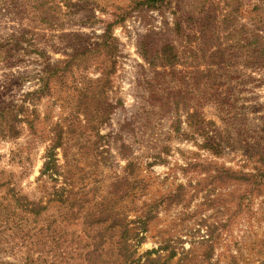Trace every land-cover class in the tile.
Returning <instances> with one entry per match:
<instances>
[{
  "label": "rangeland",
  "instance_id": "374dc122",
  "mask_svg": "<svg viewBox=\"0 0 264 264\" xmlns=\"http://www.w3.org/2000/svg\"><path fill=\"white\" fill-rule=\"evenodd\" d=\"M255 13L264 17V0H0L1 247L32 237L58 212L51 201L34 216L20 200L44 202L36 178L56 123L71 131L67 152L76 154L81 171L73 173L87 191L79 216L102 196L123 206L126 220L148 212L134 258L168 238L175 256L167 264H263L264 59L255 56L260 65L252 66L243 40L251 23L264 37ZM108 25L109 59L98 46ZM164 45L176 55L171 68L159 63ZM216 48L222 54L208 59ZM45 82L43 95L31 94ZM20 105V134L11 138L8 111ZM193 112L208 123L219 155L197 145L187 122ZM24 117L36 120L35 134ZM249 173L255 183L242 177ZM122 187L129 195L118 201ZM46 240L40 248L50 255Z\"/></svg>",
  "mask_w": 264,
  "mask_h": 264
},
{
  "label": "trees",
  "instance_id": "16d2710c",
  "mask_svg": "<svg viewBox=\"0 0 264 264\" xmlns=\"http://www.w3.org/2000/svg\"><path fill=\"white\" fill-rule=\"evenodd\" d=\"M162 0H147L149 4H156ZM253 9V8H252ZM256 18L253 21H257L258 24L262 23L264 17L261 14L255 13ZM258 16V17H257ZM209 18L203 15L202 19ZM203 23V22H202ZM201 23V24H202ZM204 24V23H203ZM202 24V25H203ZM252 27L247 37H243V40L247 41L248 49L245 53V57L249 59L248 62L252 66L260 65L254 64L255 56L259 63L261 59H264L260 53L264 51V37L262 36L259 27L255 23H251ZM108 25L104 28V31L100 35L99 47L104 49V52L108 59L111 57V50L115 49V38L113 37L112 31ZM238 34V32H237ZM234 34L233 38L237 36ZM233 35V34H232ZM253 39V42H250ZM234 40H239V37ZM253 44V45H251ZM36 53V49L31 48ZM223 51L217 48L211 51L209 58L211 59L215 55H221ZM42 54V51L37 50V54ZM159 63L162 68H171L173 65L172 60H176V55L171 52V46L164 45L158 52ZM254 58V59H253ZM253 59V61H252ZM225 62V61H224ZM262 63V62H261ZM262 66L264 63L261 64ZM47 68V67H46ZM48 70V68H47ZM43 85H47L45 82L36 91L31 94L40 97L43 95ZM93 96V95H92ZM15 112L8 111L9 116L6 119V129L8 136L11 138L17 137L20 132L14 126V122H20L17 118V113L24 109L23 105L17 106ZM103 113H101L102 116ZM189 118L188 127L194 129V132L201 137L198 146L205 148L206 151L213 155H219L221 152V145L214 140V137L210 134L208 123L200 117L197 113L187 114ZM97 115L93 118L87 119V125L96 119ZM24 123L28 126V129L32 134L36 133V120L33 118H23ZM94 122V120H93ZM91 127L94 128L93 125ZM174 133L181 131V128L171 127ZM47 136L44 141V151L41 156V164L38 170V177L36 181H41V188L45 197L44 202L41 204V199L37 202L28 201L25 198H20L23 201L22 207L28 214L34 216L38 215L39 211H43L47 208L46 203L55 201L57 203L56 210L58 211L54 217L50 220L46 219V226L39 228L38 231L30 238L28 235H23L18 242H13V245L8 243L7 247H1L0 243V264H167L175 256V249L171 245L172 240L168 238H161L159 244L155 248H150L143 251L136 258L133 257L135 254L136 246L139 245L141 240L144 238V232L148 229L147 224L149 220L148 212L144 215L139 214L135 216V220H126L125 211L123 206L115 207L114 203L106 201L105 197L102 196L99 199H93L91 204L87 207L86 212L79 216L80 210L83 208L85 202H87L86 194L87 191L83 190L84 185H79L80 178L74 170L81 171L78 168L76 160L72 157L76 154H68V142L65 139L63 130L55 123L51 129L48 130ZM181 135L185 137L186 132H181ZM60 152L61 158L58 159L57 151ZM264 153V151H262ZM61 160V164L59 163ZM130 162L124 167V170L130 168ZM135 168V163L133 164ZM248 176L252 178L251 183H255L253 178L257 176L254 173L242 175V177ZM264 177V176H263ZM61 179V186L57 187V182ZM244 181L243 179H241ZM245 180H248L247 178ZM51 185L48 187L47 183ZM260 183V182H258ZM261 183H263L261 181ZM116 198L118 201L124 200L129 195L127 187H122L120 190H115ZM42 198V197H40ZM114 204V205H113ZM117 204V203H116ZM136 224V226H135ZM133 225V226H131ZM71 226H79V229H73ZM51 229V230H50ZM51 231V235L45 236L47 231ZM49 240L53 243L50 255H47L45 247H41V243L46 245ZM133 239L136 244L133 245ZM15 248V249H14ZM18 258H16L17 251ZM8 253L14 259V262H8L1 256V253ZM163 255L162 253H165ZM153 254L151 257L150 255ZM33 256V257H32ZM142 258V259H141ZM17 259V260H15ZM178 260L175 264H178ZM264 264V262H263Z\"/></svg>",
  "mask_w": 264,
  "mask_h": 264
}]
</instances>
